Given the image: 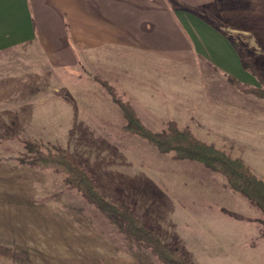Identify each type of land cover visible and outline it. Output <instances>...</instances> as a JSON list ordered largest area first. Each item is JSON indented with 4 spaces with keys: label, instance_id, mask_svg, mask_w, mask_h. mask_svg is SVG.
Wrapping results in <instances>:
<instances>
[{
    "label": "rangeland",
    "instance_id": "obj_1",
    "mask_svg": "<svg viewBox=\"0 0 264 264\" xmlns=\"http://www.w3.org/2000/svg\"><path fill=\"white\" fill-rule=\"evenodd\" d=\"M6 58L8 83L13 60ZM169 72L158 94L165 105L162 116L150 100L139 101L147 126L162 130L169 120H177L180 129L242 159L264 181V98L236 85L232 77H184L192 81L185 87ZM4 87L0 264H167L131 236L121 219L70 186L61 167L34 164L26 141L45 153L68 147L105 198L132 210L189 264H264V212L225 175L173 151L161 152L128 132L118 110L107 108V116L83 108L79 121L68 123L57 116L60 108L50 105L57 104L50 98L22 92L16 99L12 85Z\"/></svg>",
    "mask_w": 264,
    "mask_h": 264
},
{
    "label": "crops",
    "instance_id": "obj_2",
    "mask_svg": "<svg viewBox=\"0 0 264 264\" xmlns=\"http://www.w3.org/2000/svg\"><path fill=\"white\" fill-rule=\"evenodd\" d=\"M244 53L264 76V0H0V92L11 84L16 99L22 92L50 98L68 123L83 108L107 116L113 109L126 126L95 77L130 101L146 125L139 101L164 114L158 94L166 70L185 87L192 81L184 77L213 75L257 86Z\"/></svg>",
    "mask_w": 264,
    "mask_h": 264
},
{
    "label": "trees",
    "instance_id": "obj_3",
    "mask_svg": "<svg viewBox=\"0 0 264 264\" xmlns=\"http://www.w3.org/2000/svg\"><path fill=\"white\" fill-rule=\"evenodd\" d=\"M243 67L260 78L261 86H248L232 77V81L251 93L264 98V80L254 62L245 53L242 55ZM100 82L120 106L126 119L125 129L137 134L155 145L161 152H175L180 159L202 162L210 169L226 176L230 185L247 197L264 212V181L257 177L240 158H234L224 150L199 139L191 130L180 129L176 122L169 120L167 129L154 131L137 114L128 100L121 98L115 89L99 77ZM28 151L35 154L34 164L59 166L66 173V182L77 188L91 202L106 214L117 216L131 236L148 245L167 264H189L184 258L171 251L148 224L140 221L127 207H119L102 194L89 170L79 162L69 148H57L55 152H42L32 141L25 142ZM230 215L236 216L229 212ZM237 217V216H236Z\"/></svg>",
    "mask_w": 264,
    "mask_h": 264
}]
</instances>
